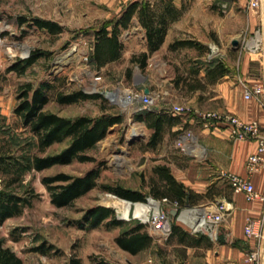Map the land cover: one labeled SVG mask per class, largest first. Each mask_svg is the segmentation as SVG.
Masks as SVG:
<instances>
[{"label":"rangeland","instance_id":"obj_1","mask_svg":"<svg viewBox=\"0 0 264 264\" xmlns=\"http://www.w3.org/2000/svg\"><path fill=\"white\" fill-rule=\"evenodd\" d=\"M224 1L214 0L212 6L200 7L199 12L185 15L175 26L172 32L174 41L192 39L201 43L200 47L188 45L163 50L142 68L132 61V56L143 51L145 38L140 30L130 29L122 34L125 44L122 57L98 69L92 59L96 40L94 32L120 15L130 0H0V155L9 149L17 154H57L70 143V140L56 143L43 153L38 150L33 132L24 126L14 110L20 101L18 94L28 82L35 86L44 82L51 84L48 89L50 101L44 106L47 111L70 118L81 115L100 117L104 113L123 115V122L112 126L106 137L88 150L96 160L81 162L74 159L71 163L41 171L33 169L11 185L16 192L34 195L31 205L26 206L23 213L8 218L0 225V240L11 246L23 258L24 264H96L98 260L113 264H152L149 259L156 260L155 250L148 249L146 255L140 258L118 247L115 241L117 235L134 223H142L140 217L132 212L139 202L117 196L103 185H120L148 192L156 165L168 164L169 159L180 166L187 165L190 156L179 146L178 140L183 130L167 132L155 149L149 148L147 143L152 130L147 124L138 120L132 109H123L105 93L93 91V88L100 87L101 90L116 93L118 99L115 100L122 103L127 102L124 97L129 93L148 91L155 95L162 92L166 95L161 102L163 108L169 109L170 105H166L169 102L190 106L192 110L182 115L168 112L169 115L180 116L182 121L188 116H195L191 88L198 85L202 90L196 102H208L211 83L205 76L206 68L215 60L235 65L237 59H242L245 54L241 44L250 28L230 30L236 27L235 19L229 14L228 6L224 7ZM41 18L58 22L62 31L53 34L38 27L34 21ZM236 40L239 41L238 46L233 43ZM35 52L42 53V56L24 74L7 72L18 58H27ZM70 52H73L71 58L59 63ZM96 75H101L102 79L97 81L94 79ZM198 79L203 81L200 85L197 84ZM74 91L100 94V98L72 103L59 101L61 95ZM142 105L139 100H133L132 106L141 107L143 113L145 108ZM97 167L102 169L99 186L69 206L57 207L53 204L48 185L43 181L45 176L60 172L82 176ZM9 179V174L0 171V188L6 186ZM121 198L130 202L132 208L127 218L119 215L118 208H114L111 201ZM98 205L114 208L116 217L127 224L114 227L109 221H104L96 227L88 225L84 216L90 207ZM196 206L182 205L181 210L188 213L190 208L198 211L207 207L205 204ZM179 217H182L181 214L176 217L171 215L169 220L173 225L177 223L189 230L188 224ZM147 230L157 243L168 240H160L150 223H147ZM39 246V250L35 248Z\"/></svg>","mask_w":264,"mask_h":264},{"label":"trees","instance_id":"obj_2","mask_svg":"<svg viewBox=\"0 0 264 264\" xmlns=\"http://www.w3.org/2000/svg\"><path fill=\"white\" fill-rule=\"evenodd\" d=\"M184 11L185 6L179 8L173 3V0L130 1L127 7L113 21H109L95 30L94 35H96V40L92 57L94 63L100 69L122 57L125 50L122 34L133 25V18L137 17L145 29L148 50L134 54L132 61L145 68L149 64V58L165 42L170 25L179 20ZM34 23L53 34L62 31V26L56 21L41 18L36 19ZM200 44L192 39H177L170 44L169 48L170 50H174L188 45L200 47ZM41 56L42 53L35 52L27 58H18L8 67L7 72L15 71L20 75L24 74ZM228 72L229 69L223 61L215 60L213 64L206 68L205 76H207L210 83H215V81ZM199 73L197 71L198 75ZM201 82H203L202 79L197 80V84L200 85ZM51 87L49 82H44L40 86H35L32 82H28L18 94L20 101L14 110L21 118L24 126L33 132L40 152L43 153L48 147L65 140H70V143L59 153L47 154L45 156H41L38 153L17 154L11 152L10 149L5 153H1L0 171L9 174L10 179L6 186L0 188V225L8 218L23 213L24 208L32 203L33 194L28 196L11 189V185L20 181L25 172L33 169L41 171L54 165L68 164L73 162L74 159L81 162L96 160L95 157L88 153V150L102 141L112 126L123 122V115L121 113H104L100 117L81 115L70 118L59 113L47 111L44 109V106L50 101L48 89ZM193 88H198V85L192 86L191 89ZM88 98L98 99L100 98V94L74 91L61 95L59 101L62 103H72ZM136 118L145 122L152 130V136L147 146L153 149L163 141L166 133L170 131L174 124L182 122L180 116H171L166 109H162L159 112L144 110L143 113L136 114ZM101 172V167L93 168L82 176H73L60 172V174L45 176L43 181L48 185L53 204L57 207L69 206L77 198L86 195L91 189L99 186ZM150 178V190L148 192L128 189L120 185L111 186L104 184L103 186L117 196L119 195L131 201H145L147 194L151 193L159 199L161 197H168L172 201L177 200L182 206L196 205L200 199L212 197L211 189L204 195H197L194 191L188 190L185 184L172 174L170 166L165 163L156 165ZM104 221H109L114 227L127 224L123 219L116 217V210L114 208L107 205L90 207L84 216V222L93 227L103 224ZM181 227L177 223L174 224L171 237ZM189 236L190 234L185 231L182 239ZM154 240V236L147 230V226L141 222L134 223L132 226L124 229L115 238L118 247L133 255L153 246ZM35 248L39 250L41 247ZM0 264H24V261L11 246L6 245L3 240H0ZM96 264L113 263L106 260H98Z\"/></svg>","mask_w":264,"mask_h":264},{"label":"crops","instance_id":"obj_3","mask_svg":"<svg viewBox=\"0 0 264 264\" xmlns=\"http://www.w3.org/2000/svg\"><path fill=\"white\" fill-rule=\"evenodd\" d=\"M213 1L173 0L179 8L185 6L184 14L170 25L165 42L149 60L154 59L163 50H170L169 46L174 41L172 32L185 15L199 12L200 7L212 6ZM224 2L228 6L229 14L235 19L236 27L230 30L243 28L252 30L262 20L264 21V13L252 9L248 0ZM130 29L141 31L145 38L142 48L143 51H147L145 29L137 17L133 18V25L127 30ZM237 60L235 65L224 62L229 72L215 83H211L208 102H196L195 100L200 99L202 90L192 89L191 100L194 109L196 112L208 109L233 112L244 120L258 121L264 131V94L259 99L245 97L247 87L264 84V54L245 53L242 59ZM183 119L184 121L174 124L170 131L184 127L191 129L195 133V144L193 151L188 154L190 158L187 165L180 166L175 160L169 159L168 165L172 174L183 182L188 190L194 191L197 195H204L209 189L212 190V197H204L196 205L205 204L217 210L218 205L224 203L234 208L223 222L218 240H212L207 234L190 232L182 225L169 240L157 243L155 239L153 246L148 248L155 250V264H264V238L263 240L248 238L245 233L249 217L260 219L264 214V200L260 198L248 200L245 192L232 189L230 180L232 174L250 178L257 192L261 196L264 195V165L252 174L247 170V160L258 147L256 141L235 138L232 128L226 125L208 127L195 116ZM185 231L190 236L182 239ZM148 249L134 255L143 258ZM253 252L259 253L256 260L249 259V255Z\"/></svg>","mask_w":264,"mask_h":264},{"label":"built area","instance_id":"obj_4","mask_svg":"<svg viewBox=\"0 0 264 264\" xmlns=\"http://www.w3.org/2000/svg\"><path fill=\"white\" fill-rule=\"evenodd\" d=\"M249 5L252 9L257 10L259 13H264V0H248ZM224 7H227L224 5ZM242 51L250 55H263L264 54V21L262 20L256 28L249 30L242 40ZM102 76L96 75L94 79L100 81ZM93 91L98 93H105L114 103L120 104L123 109H132V113H140L141 107L132 106L133 100L137 99L143 104L144 110H153L159 112L163 108L161 102H164L166 95H162V92H158L155 95L151 92H137L129 93L126 98V103H122L120 100H113L114 92L101 90L100 87L93 88ZM264 94V84H259L253 87H247L245 97L248 99L257 98L259 99ZM122 99V96H121ZM166 105H170V108L166 111L172 114H187L192 110L190 106H185L178 103L166 102ZM143 110V111H144ZM194 115L200 121H204V124L208 127H217L226 125L232 128L233 136L238 139H253L257 143V150L251 154L248 158L247 170L250 174L255 173L261 169L264 165V131L258 121H248L240 118L233 112L225 110H202V112L194 111ZM179 136V146L185 150L187 154L193 151L195 144V133L191 129H184ZM232 189L235 191H243L246 193L248 200H254L257 198L264 200V195H260L255 189L254 184L250 178H245L237 174L230 176ZM145 205L148 203H155L158 206V212L155 213L156 209H151L147 216V221H143V224L147 226V223L152 225V228L162 238L169 239L173 231V224L169 220L172 210H179V214H182V206L177 200L172 201L168 197L156 198L153 194L148 193L145 201H137ZM190 206V205H188ZM196 206V205H195ZM197 207V206H196ZM234 206L230 204L221 203L218 205L217 210H213L209 206L204 207L206 209L203 220L199 224H193V229L190 231L198 234H207L212 240H218L220 238V231L223 222L226 217L232 212ZM196 209V208H190ZM189 210V211H190ZM187 212V211H186ZM178 214V215H179ZM245 233L247 237L254 238L256 240H263L264 238V214L260 219L249 217L248 222L245 226ZM259 256L258 252H253L249 255L250 260H256ZM149 261L155 264V261L151 258Z\"/></svg>","mask_w":264,"mask_h":264},{"label":"bare ground","instance_id":"obj_5","mask_svg":"<svg viewBox=\"0 0 264 264\" xmlns=\"http://www.w3.org/2000/svg\"><path fill=\"white\" fill-rule=\"evenodd\" d=\"M71 55H73V52H70L67 56L60 59L59 63H61V64L64 63L67 59L71 58ZM112 96H113L114 100L118 99V96L116 93L113 94ZM193 146H191V148H193ZM114 198H116V197L114 196ZM111 201L114 204V208L115 207L118 208L119 215L121 217L127 218L129 216V214L132 210V208L130 207V202H128L127 200H124L122 198L118 199V200H111ZM153 208L156 209L155 213H157L158 212V206L155 203H148L147 205H145V204L139 202V203L135 204L132 212L134 213L135 216L142 217L143 221H147L148 213ZM205 211H206V209L198 210V211L191 209L190 211H188V213L183 212L181 214L182 217H179V219L184 220L188 224V226L190 227L189 230H191V228L193 229V227H194L193 224L201 223V221L203 220V216H204ZM192 212L196 213V215L192 216L193 215Z\"/></svg>","mask_w":264,"mask_h":264},{"label":"water","instance_id":"obj_6","mask_svg":"<svg viewBox=\"0 0 264 264\" xmlns=\"http://www.w3.org/2000/svg\"><path fill=\"white\" fill-rule=\"evenodd\" d=\"M234 45L235 46H238L239 45V41L238 40H236V41H234ZM140 135H138V136H136V137H139ZM171 214L174 216V217H176L178 214H179V210L178 209H176V210H172L171 211Z\"/></svg>","mask_w":264,"mask_h":264}]
</instances>
